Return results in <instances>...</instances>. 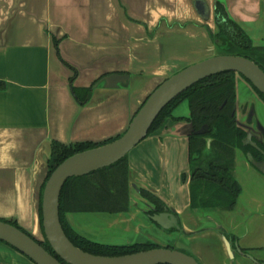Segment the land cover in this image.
<instances>
[{"label": "crops", "instance_id": "crops-1", "mask_svg": "<svg viewBox=\"0 0 264 264\" xmlns=\"http://www.w3.org/2000/svg\"><path fill=\"white\" fill-rule=\"evenodd\" d=\"M206 1L213 10L215 0ZM224 1L241 24L263 21L262 0ZM208 24L192 0H0V81L7 83L0 90V218L16 219L42 239L40 193L52 142H101L123 134L162 81L211 56ZM63 60L78 72L73 83L74 71ZM112 73H128L129 83L106 88L101 80ZM92 85L90 100L80 104L73 87ZM190 131L187 120L170 118L129 152L131 208L109 225L140 232L141 209L133 203L137 196L145 201L144 213L152 208L140 195L145 188L177 216L201 264H264V174L246 163L235 208L200 230L212 211L190 207ZM222 234L235 248L234 263ZM0 264L36 263L0 241Z\"/></svg>", "mask_w": 264, "mask_h": 264}, {"label": "trees", "instance_id": "trees-1", "mask_svg": "<svg viewBox=\"0 0 264 264\" xmlns=\"http://www.w3.org/2000/svg\"><path fill=\"white\" fill-rule=\"evenodd\" d=\"M215 13L219 28L217 33L210 31V35L213 40L217 41L219 54L245 56L254 60L264 69V46L254 43L240 23L230 16L223 0L216 2ZM54 42L58 50L59 41L54 39ZM64 64L75 72L71 78L73 83L78 72L67 62L64 61ZM6 88L7 83L0 81V90ZM79 91H82L83 95H80ZM92 91L93 85L88 88L73 87V92L82 105L90 100ZM259 94L264 98V94ZM184 101L188 102L189 116L175 117L174 110ZM170 118L187 120L194 131L189 136L191 209L200 211L233 210L242 193V186L235 177L236 150L243 149L246 154L251 153L257 161L264 159L261 151L249 144H244L248 132L239 124L237 118V73L228 71L216 74L185 90L163 109L149 134L161 128ZM204 126L208 127L207 132L196 133ZM120 136L101 142L90 140L72 143H63L58 140L52 142L48 173L40 193L42 227L43 190L56 167L77 152L104 145ZM209 140L211 142L208 144ZM259 145L264 150V143L259 142ZM184 176L186 178V175ZM140 195L154 206V210H148L149 214L161 212L166 206L160 197L148 189L141 188ZM130 208L128 155L108 167L84 176L69 178L60 197V217L67 236L82 250L96 255L120 256L152 249L158 245L151 242L133 244L97 242L77 232L68 221L67 214L79 212L117 214L128 212ZM2 220L27 232L16 220ZM44 246L55 255L48 242Z\"/></svg>", "mask_w": 264, "mask_h": 264}, {"label": "water", "instance_id": "water-1", "mask_svg": "<svg viewBox=\"0 0 264 264\" xmlns=\"http://www.w3.org/2000/svg\"><path fill=\"white\" fill-rule=\"evenodd\" d=\"M194 4L202 18L208 20L210 8L206 2L196 0ZM228 71L242 74L264 94V70L255 61L241 55H211L162 81L144 101L128 129L120 137L104 145L77 152L56 167L45 184L42 196L44 233L55 255L48 251L35 236L2 219H0V240L22 252L36 264H201L194 256L169 247H156L120 256H104L86 252L70 240L63 228L60 217V197L69 178L84 176L108 167L128 155L147 137L160 113L177 96L201 80ZM130 77L128 73H112L105 76L101 83L106 88L114 89L128 84ZM190 127L189 136L194 132L191 124ZM207 130L208 127L204 126L196 133H205ZM210 142L211 140L208 144ZM244 144H251L261 151L257 142L253 140L252 132H248ZM262 153L264 154V151ZM248 157L252 165L264 174V160L257 161L250 153ZM151 219L163 229L182 230L177 216L167 210L151 216ZM222 238L228 257L234 263L235 248L225 234H222ZM248 257L254 260L252 255L248 254Z\"/></svg>", "mask_w": 264, "mask_h": 264}, {"label": "rangeland", "instance_id": "rangeland-1", "mask_svg": "<svg viewBox=\"0 0 264 264\" xmlns=\"http://www.w3.org/2000/svg\"><path fill=\"white\" fill-rule=\"evenodd\" d=\"M263 21L253 24H246V30L253 39L255 44L264 45V16ZM214 27L213 21H210ZM214 47V46H213ZM217 50L213 48L211 55H215ZM237 115L238 121L241 125L252 128L255 132L260 131L264 133V99L260 96L252 84L240 74H237ZM83 95L82 91H79ZM174 115H189L188 102H182L175 110ZM249 161L248 154L243 149L236 150L235 163V177L239 181L245 182L246 175L241 172V168ZM254 171H259L252 165ZM251 187H255L254 178L249 177ZM240 182V181H239ZM241 183V182H240ZM257 185H260L257 183ZM136 198V199H135ZM136 200L133 204L135 207L141 209L139 211V218L143 219L144 226L140 227V232L135 233L134 230H126V225H109V220L117 217L116 214H109L104 212H81L74 213L70 216L71 224L73 223L78 232L84 234L88 238L101 243L109 244H133L137 242H151L159 247H170L176 250L191 254L188 247L189 241L187 235L180 232L178 229L173 231H165L155 225L148 216L144 213L145 201L134 196ZM219 214L210 212L202 218V227H210L216 225L218 222H223L225 217H228L227 210H218ZM230 211V210H229ZM211 215V216H208ZM140 221V220H139ZM198 229V230H199ZM43 238V237H42ZM193 256V255H192Z\"/></svg>", "mask_w": 264, "mask_h": 264}, {"label": "flooded vegetation", "instance_id": "flooded-vegetation-1", "mask_svg": "<svg viewBox=\"0 0 264 264\" xmlns=\"http://www.w3.org/2000/svg\"><path fill=\"white\" fill-rule=\"evenodd\" d=\"M196 0H192V2H193V5H194V8H195V10L197 11V8L195 7V4H194V2H195ZM205 2H206V5L208 6V8H210V18L208 19V20H205V19H203L202 18V16L200 15V17L203 19V20H205V21H213V23H214V27H212L211 25H207V28H208V30H209V32L211 31L212 33H217L218 32V25H217V22H216V13H215V8H216V0L214 1V9L212 10V8H211V6H210V4L208 3V1H206V0H204ZM227 5V4H226ZM227 8H228V6H227ZM198 12V11H197ZM228 12H229V9H228ZM229 14H230V12H229ZM230 16L232 17V18H234L231 14H230ZM264 16V12H263V0H262V17ZM235 19V18H234ZM236 20V19H235ZM237 22H239L238 20H236ZM240 23V22H239ZM240 25L245 29V31L248 33V31L246 30V27L243 25V24H241L240 23ZM249 34V33H248ZM251 37V36H250ZM212 38V37H211ZM253 40V39H252ZM212 42H213V48L215 49V50H217V53L215 54V55H235V54H219V51H218V48H217V45H216V42L217 41H215V40H213V38H212ZM256 45H258V44H256ZM258 46H264V45H258ZM245 57V56H244ZM248 58V57H247ZM252 60V59H251ZM254 61V60H253ZM258 64V63H257ZM259 65V64H258ZM260 66V65H259ZM261 67V66H260ZM262 68V67H261ZM263 69V68H262ZM264 70V69H263ZM237 73V72H236ZM74 74H75V72H74ZM237 74H240V73H237ZM241 76H243L242 74H240ZM244 77V76H243ZM169 78V77H168ZM245 78V77H244ZM237 80H238V78H237ZM249 81V80H248ZM250 82V81H249ZM251 83V82H250ZM252 84V83H251ZM252 86L255 88V89H257L253 84H252ZM258 90V89H257ZM259 91V90H258ZM257 91V92H258ZM258 93H261L260 91L258 92ZM261 94H263V93H261ZM261 96V95H260ZM262 97V96H261ZM263 98V97H262ZM264 99V98H263ZM238 106V105H237ZM238 111V110H237ZM189 116V115H188ZM237 118H238V115H237ZM239 122V121H238ZM239 124H240V122H239ZM241 125V124H240ZM243 126V125H242ZM246 130H247V132H252V134H253V140L254 141H256L257 142V144H258V146L260 147V145H259V142H262V143H264V133H261L260 131H257V132H255L252 128H247V126L245 127V125L243 126ZM248 134V133H247ZM122 135V134H121ZM150 134H148L147 135V137L149 136ZM146 137V138H147ZM112 138V137H111ZM109 139V138H108ZM107 140V139H106ZM82 141H84V140H82ZM91 141V140H90ZM105 141V140H104ZM76 142V141H75ZM72 143V142H71ZM249 145H251V144H249ZM252 146V145H251ZM254 147V146H253ZM255 149H257L256 147H254ZM260 149H261V152L262 151H264L261 147H260ZM258 150V149H257ZM260 151V150H259ZM129 154V153H128ZM249 154V153H248ZM251 154V153H250ZM263 154V153H262ZM264 155V154H263ZM254 157V156H253ZM264 160V159H263ZM152 205V204H151ZM152 210H154V206L152 205V208H151ZM151 209H149V210H151ZM168 211V212H170L166 207L161 211V212H155L154 214H149L148 213V210L147 211H145V214L148 216V218L155 224V225H157L158 227H160V228H162L160 225H158L155 221H153L152 219H151V216H153V215H155V214H157V213H162V212H164V211ZM130 211V210H129ZM128 211V212H129ZM128 212H122V213H128ZM79 213H81V212H79ZM109 214H112V213H109ZM116 214V213H115ZM117 214H120V213H117ZM0 219H7V218H0ZM8 220H11V219H8ZM12 220H16V219H12ZM17 221V220H16ZM18 222V221H17ZM19 224V223H18ZM20 225V224H19ZM179 225H180V223H179ZM21 226V225H20ZM181 226V225H180ZM22 227V226H21ZM23 228V227H22ZM25 229V228H24ZM173 229H175V228H171V229H165V230H171V231H173ZM26 230V229H25ZM27 231V230H26ZM42 231H43V238L42 239H39L40 240V243L44 246V244H46L47 242H48V240L46 239V236H45V233H44V228L42 227ZM27 232H29V231H27ZM30 233V232H29ZM31 234V233H30ZM1 242H3V243H5V244H7V245H9V246H11L10 244H8V243H6V242H4V241H2V240H0ZM49 243V242H48ZM50 245V244H49ZM51 246V245H50ZM12 248H14L13 246H11ZM45 247V246H44ZM157 247H159V246H157ZM46 248V247H45ZM52 248V247H51ZM156 248V247H155ZM170 248V247H169ZM14 249H16V248H14ZM17 250V249H16ZM53 250V249H52ZM17 251H19V250H17ZM54 251V250H53ZM20 252V251H19ZM22 253V252H21ZM25 255V254H24ZM26 256V255H25Z\"/></svg>", "mask_w": 264, "mask_h": 264}]
</instances>
